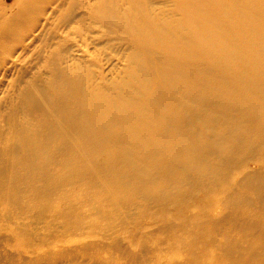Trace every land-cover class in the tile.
I'll return each instance as SVG.
<instances>
[{"label":"rangeland","instance_id":"1","mask_svg":"<svg viewBox=\"0 0 264 264\" xmlns=\"http://www.w3.org/2000/svg\"><path fill=\"white\" fill-rule=\"evenodd\" d=\"M160 73L182 89L161 107ZM103 121L116 130L106 148L124 143L121 150L127 146L134 153L140 132L149 137L168 127L176 131L177 123L179 134L194 137L201 127L218 145L228 144L232 134L235 147L219 150L220 157L202 151L209 166L199 179L195 172L172 188L168 180L156 186L124 174L115 183L118 199H108L114 191L108 188L102 201L91 202L95 209L79 207L90 195L81 191L86 182L118 175L112 152L107 167L83 157L73 170L63 167L79 152L73 146L104 139L98 126ZM174 131L157 149L165 160L178 158L170 163L179 170L184 145L172 138ZM142 139V146L148 144ZM41 147L45 158L37 159ZM0 154L2 185L28 162L40 165V193L30 195L15 184L28 200L44 194L48 204L0 212V264H33L35 249L47 248L71 250L77 264H98L99 257L103 263L145 264L141 246L153 245L155 236L165 244L167 234L186 229L183 224L198 216L221 228L226 210L219 201L246 176L264 177V0H0ZM65 192L74 203L70 212L61 202ZM247 196L254 194L249 190ZM262 210L246 204L234 212ZM57 211L65 220L73 213L74 222H59ZM87 217L99 221L92 227Z\"/></svg>","mask_w":264,"mask_h":264},{"label":"bare ground","instance_id":"2","mask_svg":"<svg viewBox=\"0 0 264 264\" xmlns=\"http://www.w3.org/2000/svg\"><path fill=\"white\" fill-rule=\"evenodd\" d=\"M165 77L166 74L160 73V78L163 80L160 85L163 86V90L159 93L161 98L158 104L159 107H161V102H165L167 99H170L177 92H182V89L178 88L177 85L168 84V80ZM150 84L153 85L152 83ZM74 86L75 85L70 87L73 92H75ZM186 94L187 92L183 93L182 98H185ZM239 100V96L233 97L234 103H238ZM97 101L105 102L101 98H97ZM106 103L114 104L112 102ZM101 105L102 102L100 103L99 109ZM55 108L57 110L58 107ZM260 111L261 108L257 109L256 113H259ZM167 113L170 114L169 111H167ZM102 114L106 120H112L106 116L105 112ZM141 115L142 114L140 113L139 117H141ZM168 122L170 121L168 120ZM202 122H210V119L205 118ZM73 126L75 127L74 123ZM98 126L99 130H103L102 132L110 134L106 135L105 133L104 139L102 135L101 139H98L97 142L91 144V147L81 146L76 148L73 146V148L78 149L79 152L73 153L74 155L70 154L68 158L70 160H67V162H65L66 164L63 165L64 168L71 166L73 170L74 167L77 166L76 163L78 158L80 159L83 157L88 161L89 159L97 163L101 161L100 164H102L103 167H107L111 152L115 155V157H117L115 169H117L118 175L116 177L105 178L101 176L97 181L92 179L86 182L85 188L81 190L82 192H87L90 195L87 196L86 201L84 200L83 202L76 203L75 205L89 209H95L92 203L102 201L101 198H104L102 196H105L104 193H106V189L108 188L114 190L111 191V196H109L108 199H111V197L112 199H118V192L120 191L116 189L115 183H118L120 180L118 177H125L124 174L133 176L132 178L137 179L139 182L147 181L149 184L156 182V186L168 180V182L171 183H169L171 185L170 187L175 188V184L177 186L181 183L183 184L184 180L195 172L197 173L196 176L198 179L200 176L207 173L206 170L209 164L202 161L200 154L202 151L209 148L211 151H218V155L220 157L224 153L219 152V150L225 149L231 151L233 149L232 147H235V145H233L235 143L232 134L231 137L226 138L228 144L218 145V139H216L215 142L214 140L212 141L214 137L203 131L201 127L197 128V130H201V134L198 132H196V134L193 133L192 136L194 137H190L188 134L187 136L179 134L181 125L177 123L172 125V128L176 129V131L168 127L164 128V132L161 134L152 133L149 137H147L148 133L143 130L140 132V136L138 135L137 141L135 142L136 151L132 153L130 152V148L127 146L121 150L120 147H123L124 143H122L119 147L114 146L106 148L105 145H107L106 143L109 140V136L114 137L116 140V136L113 134L116 131L115 127L113 126L114 132L112 133L111 129L108 127L111 125H107L106 121L99 123ZM169 131H174L172 138L181 140L184 145V154L181 155L183 167L179 170L173 169L175 161L170 163L171 160H177L178 158L172 157L171 160H165L162 157L163 153L157 149V143L164 138ZM218 133L219 137L224 136L222 131H218ZM105 136L107 138H105ZM142 137L148 139V144L143 143V146L141 145V143L144 142ZM53 140L56 139L54 138ZM239 144L240 142H238V145ZM35 149L39 150L38 144H36ZM40 152V156L37 159L41 156L42 159H44L45 149L41 147ZM33 156L34 159H36L37 155ZM73 156H76L77 158L72 159ZM29 157L32 158V154H29ZM29 157L28 160H25V163L29 161ZM193 158H195V160ZM192 161L199 162L198 166L195 167ZM11 163L9 162L7 165L8 167H6L7 172L11 171ZM29 164L30 163L28 162V166L20 167L19 172L14 171L15 175H11L13 178H9L8 182L5 184L2 185L0 183L1 213L16 210L39 209L42 205H48L45 203L47 202V197L44 194L37 195V198L42 199L43 197L42 200L30 201L26 198L27 194L23 193V187L28 190L30 195L40 193L42 190L39 185L35 184V180L38 177H41L38 171L40 165ZM176 171L178 172L176 173ZM76 172L82 176L83 171L77 170ZM152 174H158V176L152 180V178L150 179ZM15 183H21L23 187L20 188ZM99 185H102L105 191L100 190V188H98ZM249 190H251L254 194L253 198H249L247 196V192ZM71 197V193L69 192H65L62 196L63 199L61 202L63 203V207L67 210H69V207L74 204ZM105 202H107L106 198ZM218 204L226 210L224 211L225 214L222 215V218L225 221L221 228H218L216 223L208 221L205 216H198L196 219L189 220L183 224L187 227L186 229L176 228L174 231L167 234L165 244L162 240H160L161 238L155 236L150 241L153 245L150 244L145 247L141 246V257L144 263L151 264L155 258L162 259L161 257H163L165 259L162 260H172L173 258L179 256L176 258L177 260H173L174 262L171 264H264V177L262 175L246 176V178L237 185L236 189L230 193H226L225 198L220 200ZM246 204L251 205L254 208H262L263 210L256 213H245L243 216L236 215L234 211ZM58 212L59 211L53 212V216L59 222H74L72 220V218H74L73 213H71V219L65 220ZM67 212H70V210ZM99 214L101 215L102 213ZM96 217L98 216L96 215ZM96 217L95 219L91 218L92 220H90V217H87V224L94 227L96 225L95 222L99 221ZM233 230L236 231L235 234H233ZM64 245L65 244H62V246ZM208 251H213V255L209 256ZM34 252L36 260L33 264H77V261L79 260V256L76 255V261L72 262L70 260L72 257L71 250L63 248L61 251H52L49 248L45 251L42 249H35ZM99 258H96L98 264H113V262H100Z\"/></svg>","mask_w":264,"mask_h":264}]
</instances>
